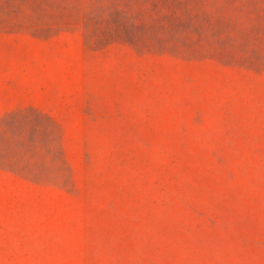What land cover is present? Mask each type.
Here are the masks:
<instances>
[{"label":"rangeland","instance_id":"rangeland-1","mask_svg":"<svg viewBox=\"0 0 264 264\" xmlns=\"http://www.w3.org/2000/svg\"><path fill=\"white\" fill-rule=\"evenodd\" d=\"M0 264H264V0H0Z\"/></svg>","mask_w":264,"mask_h":264}]
</instances>
